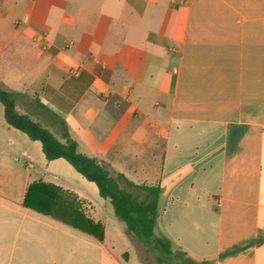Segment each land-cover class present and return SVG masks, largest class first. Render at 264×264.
I'll list each match as a JSON object with an SVG mask.
<instances>
[{
	"label": "crops",
	"instance_id": "obj_1",
	"mask_svg": "<svg viewBox=\"0 0 264 264\" xmlns=\"http://www.w3.org/2000/svg\"><path fill=\"white\" fill-rule=\"evenodd\" d=\"M0 87L60 140L64 121L81 153L160 185L172 246L264 264V0H0ZM36 181L73 194L104 240L25 207ZM111 207L0 102V264H143Z\"/></svg>",
	"mask_w": 264,
	"mask_h": 264
},
{
	"label": "trees",
	"instance_id": "obj_2",
	"mask_svg": "<svg viewBox=\"0 0 264 264\" xmlns=\"http://www.w3.org/2000/svg\"><path fill=\"white\" fill-rule=\"evenodd\" d=\"M16 97L17 94L0 87V102L4 106L8 125L25 133L31 140L39 141L48 161L64 159L86 180L95 183L100 197L110 201L116 217L124 223L127 235L149 246L155 252L159 264L170 263V259L178 261L179 264H212L208 260L200 263L190 258L184 260L182 255L176 254L172 249V242L167 237L163 234L156 235L161 197L160 185L135 184L124 174L98 159L81 153L78 143L70 136L64 121L59 120L62 139L60 140L42 123L28 114L20 113L16 108ZM40 107L51 114L44 106L40 105ZM65 195L74 197L60 187L36 181L27 189L24 206L60 219L103 241L105 238L103 224L86 217L79 204L73 201L65 204L61 199Z\"/></svg>",
	"mask_w": 264,
	"mask_h": 264
},
{
	"label": "rangeland",
	"instance_id": "obj_3",
	"mask_svg": "<svg viewBox=\"0 0 264 264\" xmlns=\"http://www.w3.org/2000/svg\"><path fill=\"white\" fill-rule=\"evenodd\" d=\"M26 111L31 116L34 115L33 113H35L33 108H27ZM35 117H37V119H40V117H41L40 113L39 114L35 113ZM51 131L55 134L56 137H58V134H57V132H55L54 129H51ZM189 138L191 139L192 136H189ZM111 210L113 211V207H111ZM113 218H114L113 220H115V222H117L118 224H122L123 227L125 226L124 223L120 219H118V218L116 219V217H113ZM110 223H111V226H113V224H112L113 222H110ZM155 233H156V235L161 234V233L158 234L157 227L155 229ZM133 242L135 243L136 253H137L138 257L140 258V260L143 262V264H159L156 260L155 252L149 246H147L145 243H143L141 241L134 240ZM172 244H173V242H172ZM172 249L175 251L176 254L182 255L184 260H187L188 258H190L191 260H193L196 263L202 262V260H200V259H197L194 257H189V256L185 255L181 249H178L175 246H172ZM169 261H170V263H164V264H179V262L176 260L170 259Z\"/></svg>",
	"mask_w": 264,
	"mask_h": 264
},
{
	"label": "built area",
	"instance_id": "obj_4",
	"mask_svg": "<svg viewBox=\"0 0 264 264\" xmlns=\"http://www.w3.org/2000/svg\"><path fill=\"white\" fill-rule=\"evenodd\" d=\"M37 41L43 45V47H46V36L43 33L38 34Z\"/></svg>",
	"mask_w": 264,
	"mask_h": 264
}]
</instances>
